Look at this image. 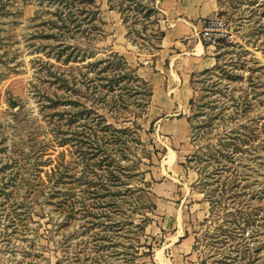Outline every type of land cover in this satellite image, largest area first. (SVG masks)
I'll return each instance as SVG.
<instances>
[{"label":"rangeland","instance_id":"1","mask_svg":"<svg viewBox=\"0 0 264 264\" xmlns=\"http://www.w3.org/2000/svg\"><path fill=\"white\" fill-rule=\"evenodd\" d=\"M95 1L105 23L104 35L89 42L95 58L62 65L46 55L53 41L44 35L57 30L50 24L56 20L50 14L54 9L41 0H0V264H68L66 244L60 245L68 236L72 253L85 251L81 258L91 257L90 219L79 212L67 220L60 199H50V180L57 178L53 171L67 169L77 180L82 169L75 165V149L60 147L55 139L58 117L52 115L69 106L49 108V99L63 92L40 71L37 60L79 75L76 67L111 53L123 56L152 89L143 115L137 103L148 99L142 95L128 96L129 108L122 113L97 108L117 128L140 126L142 145L131 144V159L141 160L137 168L145 179H133L131 187L150 191L156 209L146 214L151 221L139 240L124 230L110 253L135 250L141 256L137 264H264V0H217L215 15L225 19L236 43L221 40L217 65L184 84L176 71L159 67L163 40L150 27L143 32L141 22L133 26L136 16L126 25L109 0ZM66 44L83 46L80 40ZM39 151L43 155L37 160L33 155ZM72 185L79 187L75 193L81 201L83 187ZM69 187L61 186L64 192ZM80 205H75L77 212ZM132 210L125 205L127 215ZM143 218L136 216L135 224ZM130 245L133 249L127 250ZM131 259L114 256L108 264H132ZM83 262L91 264L87 256Z\"/></svg>","mask_w":264,"mask_h":264},{"label":"trees","instance_id":"2","mask_svg":"<svg viewBox=\"0 0 264 264\" xmlns=\"http://www.w3.org/2000/svg\"><path fill=\"white\" fill-rule=\"evenodd\" d=\"M161 1L163 0H150V3H144L143 0H109V3L111 10H117L122 16L124 24L128 25L130 17L136 16L133 26L141 22L144 25L143 32L150 27L152 35L158 36V40L162 41L165 38V32L160 28L158 18L159 15L161 16L158 7ZM41 4L52 7L54 12L50 14L56 18V20H50V24H52L51 28L54 27L57 30L44 35L45 39L53 41V44L46 45L49 49L46 53L47 58L54 59L62 65L94 59L96 50L90 48L89 42L94 40L97 34L101 37L104 35L103 26L105 25L100 17L96 1L41 0ZM134 32L138 36L141 35L140 31ZM60 39L61 42H59ZM68 40H80L83 46L68 45L66 44ZM86 42L88 46H85ZM37 61L42 63L40 71L45 70L46 76L51 78L57 90L63 92L60 96L55 93V98L49 99V108L55 110L69 106V109L55 111L52 115L58 117V124L55 125V139L60 147L69 145L75 149L74 153L77 155L75 165L82 169L81 176L77 180H74L76 174L70 175L67 169L53 171L57 178L50 180L54 188V194L50 199H60L58 205L62 212L67 213V220H72L79 212L82 213L83 219H90L86 224H90L91 228V257L87 253L82 259L81 253L85 251L74 250L72 253V239L68 236L60 242V245L66 244L64 261L68 264H85L83 261L87 256V261L91 260V264H108L110 257L130 255L132 264H137L136 260L141 257L138 256L137 251L134 250L131 254L129 251H125L124 254H111L110 249L117 247L113 240L124 230L135 236L140 233L144 235L151 221L146 214L156 209V204L151 200L150 191L142 187H131L133 179L140 176L142 177L141 182L145 179L144 172L137 168L141 160L134 162L131 159V154H133L131 144L142 145L137 134V130L141 128L138 125L134 129L117 128L109 123L105 115L98 112V108H107L115 114L122 113L129 108L128 96L142 95L148 101L146 103L136 101V103L138 107L143 108L141 114L143 115L150 105L152 89L149 83L141 78L119 53H111L105 58L88 62L82 68L76 67L80 71L79 75H68L66 71H59L55 69V64L49 61L45 63L41 59ZM72 69L73 67H70V70ZM82 69H86L87 72L81 73ZM90 99L91 106H88ZM11 106L16 107L14 103H11ZM141 115L136 118H141ZM222 152L220 151L223 155ZM42 155L39 151L33 156L39 160ZM214 157L218 162V158ZM40 170L38 169L39 172ZM31 183L30 180L24 181L26 186H30ZM74 183L83 187L80 190L83 194L81 201H78L75 193V188L79 187L73 186ZM143 184L146 188L151 186L148 182ZM37 185L43 196L44 188L41 189L39 183ZM62 185H70V191H62ZM35 186L36 184L33 183L30 187L33 195L38 193ZM223 188L224 186L222 190L226 191ZM77 203L81 204L78 212L75 210ZM126 204L133 208L130 215L126 214ZM138 215H143L144 218L139 224H135L134 218ZM98 229L100 230L95 232ZM139 236L136 237L137 240ZM127 238L132 240L134 236ZM147 248L152 250L151 246ZM132 249V245L127 247V250ZM150 255V252L142 254V256ZM62 263L63 260H59L56 264Z\"/></svg>","mask_w":264,"mask_h":264},{"label":"crops","instance_id":"3","mask_svg":"<svg viewBox=\"0 0 264 264\" xmlns=\"http://www.w3.org/2000/svg\"><path fill=\"white\" fill-rule=\"evenodd\" d=\"M158 7L161 11V28L165 32L158 54L159 67H165L168 73L176 71L183 84L193 74L213 69L218 62L217 46L191 43L186 39L202 30L205 19L217 14L218 1L163 0Z\"/></svg>","mask_w":264,"mask_h":264},{"label":"built area","instance_id":"4","mask_svg":"<svg viewBox=\"0 0 264 264\" xmlns=\"http://www.w3.org/2000/svg\"><path fill=\"white\" fill-rule=\"evenodd\" d=\"M236 43V36L231 31L223 17L215 15L204 21L201 31H196L194 36L186 39L188 42H198L216 46L220 41Z\"/></svg>","mask_w":264,"mask_h":264},{"label":"bare ground","instance_id":"5","mask_svg":"<svg viewBox=\"0 0 264 264\" xmlns=\"http://www.w3.org/2000/svg\"><path fill=\"white\" fill-rule=\"evenodd\" d=\"M158 256L162 259V255H161V253H159Z\"/></svg>","mask_w":264,"mask_h":264}]
</instances>
